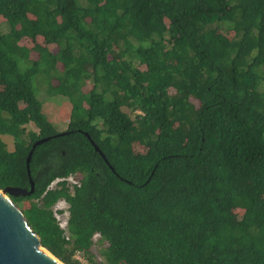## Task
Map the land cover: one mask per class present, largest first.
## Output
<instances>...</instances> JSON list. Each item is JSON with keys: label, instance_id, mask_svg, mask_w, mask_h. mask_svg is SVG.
<instances>
[{"label": "trees", "instance_id": "16d2710c", "mask_svg": "<svg viewBox=\"0 0 264 264\" xmlns=\"http://www.w3.org/2000/svg\"><path fill=\"white\" fill-rule=\"evenodd\" d=\"M2 135L0 189L50 137L8 197L65 264H264V0H0Z\"/></svg>", "mask_w": 264, "mask_h": 264}, {"label": "water", "instance_id": "95a60500", "mask_svg": "<svg viewBox=\"0 0 264 264\" xmlns=\"http://www.w3.org/2000/svg\"><path fill=\"white\" fill-rule=\"evenodd\" d=\"M48 139L50 137L36 140L28 152L26 165L29 189L11 186L0 189V264H65L41 245L39 236L29 226L20 207L8 197L29 196L33 193L34 181L30 177L29 162L34 148ZM91 142L99 151L97 145Z\"/></svg>", "mask_w": 264, "mask_h": 264}, {"label": "rangeland", "instance_id": "374dc122", "mask_svg": "<svg viewBox=\"0 0 264 264\" xmlns=\"http://www.w3.org/2000/svg\"><path fill=\"white\" fill-rule=\"evenodd\" d=\"M39 99L44 103V107H43L44 111L50 115L53 122L55 121L54 124L57 126V130L58 131L63 130L67 126V122H68V116L70 110V106L66 102L68 100L63 96H48L46 94H41L39 96ZM27 128L37 130V128L33 123H29L27 125ZM0 137L3 141H5L9 149L13 148V141L10 136L2 135ZM56 207L65 209L66 205L63 202H60L57 203ZM58 217L61 224L64 226L67 218V212L58 214ZM105 246H106V242L101 241L99 236L96 235L93 238V245L90 250L93 256L89 258V256L85 254L84 256L86 258V261L88 260L87 262H89V264H92V262L94 263V261L103 262L104 257L102 256L101 251Z\"/></svg>", "mask_w": 264, "mask_h": 264}, {"label": "built area", "instance_id": "2783aa9c", "mask_svg": "<svg viewBox=\"0 0 264 264\" xmlns=\"http://www.w3.org/2000/svg\"><path fill=\"white\" fill-rule=\"evenodd\" d=\"M63 226V225H62ZM85 254H84V252L83 251H81V250H76L75 252H74V254H73V257L76 259V260H78V261H80L81 263H83V264H89V262H87L86 261V258H85V256H84Z\"/></svg>", "mask_w": 264, "mask_h": 264}, {"label": "bare ground", "instance_id": "6f19581e", "mask_svg": "<svg viewBox=\"0 0 264 264\" xmlns=\"http://www.w3.org/2000/svg\"><path fill=\"white\" fill-rule=\"evenodd\" d=\"M42 250H45L44 248H41ZM46 251V250H45Z\"/></svg>", "mask_w": 264, "mask_h": 264}]
</instances>
